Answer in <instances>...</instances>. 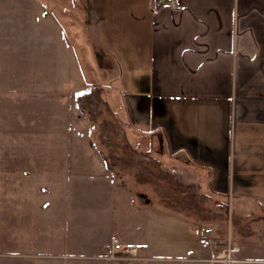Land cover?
Wrapping results in <instances>:
<instances>
[{"label": "rangeland", "instance_id": "374dc122", "mask_svg": "<svg viewBox=\"0 0 264 264\" xmlns=\"http://www.w3.org/2000/svg\"><path fill=\"white\" fill-rule=\"evenodd\" d=\"M59 5L0 0V264H112L97 256L114 237L138 247L120 264L209 255L202 228L232 234L227 197L165 132L125 122L120 86L103 93L91 77L70 76L59 30L52 52L46 27ZM75 151L96 152L86 163L101 160L105 175L74 170Z\"/></svg>", "mask_w": 264, "mask_h": 264}, {"label": "crops", "instance_id": "0c3cea01", "mask_svg": "<svg viewBox=\"0 0 264 264\" xmlns=\"http://www.w3.org/2000/svg\"><path fill=\"white\" fill-rule=\"evenodd\" d=\"M59 1L46 27L52 52L59 30L70 76L103 93L120 86L115 108L128 125L165 132L203 165L231 204L238 264H264V0ZM88 154L98 157L76 152L74 170L105 175ZM198 253L178 260L199 264L208 254Z\"/></svg>", "mask_w": 264, "mask_h": 264}, {"label": "built area", "instance_id": "2783aa9c", "mask_svg": "<svg viewBox=\"0 0 264 264\" xmlns=\"http://www.w3.org/2000/svg\"><path fill=\"white\" fill-rule=\"evenodd\" d=\"M167 3L171 8L177 9V0H167ZM199 237L203 245L211 249L207 257L198 260L199 264H238L240 262L236 257L239 249L233 245L229 236L224 239L214 237L211 228L204 227ZM137 253V246L124 243L116 237L112 238L110 243V259L133 261Z\"/></svg>", "mask_w": 264, "mask_h": 264}, {"label": "trees", "instance_id": "16d2710c", "mask_svg": "<svg viewBox=\"0 0 264 264\" xmlns=\"http://www.w3.org/2000/svg\"><path fill=\"white\" fill-rule=\"evenodd\" d=\"M99 91H101L100 88H99ZM82 97H85L87 100H89L91 98V95L88 91H86V92L84 91V92L77 94L75 96V103L80 109H82V107H81L82 106Z\"/></svg>", "mask_w": 264, "mask_h": 264}]
</instances>
